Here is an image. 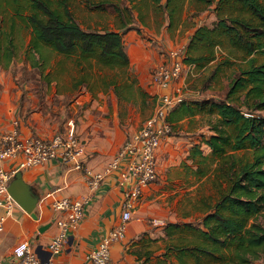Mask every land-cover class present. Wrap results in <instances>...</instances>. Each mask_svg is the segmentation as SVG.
I'll return each mask as SVG.
<instances>
[{
  "label": "crops",
  "instance_id": "crops-1",
  "mask_svg": "<svg viewBox=\"0 0 264 264\" xmlns=\"http://www.w3.org/2000/svg\"><path fill=\"white\" fill-rule=\"evenodd\" d=\"M135 45L130 44L129 51ZM155 54L154 59H149L146 64L164 60L163 55L157 54V51ZM130 63L145 92L153 94L162 91L161 87L153 83L152 74L150 79L147 72L138 73L132 57ZM3 74L6 71H0L2 97L9 93V84H5ZM80 80L75 81V88L69 84V93L57 88L51 95L46 94L41 99L39 96L45 91H28L27 81L16 90L18 96L14 102H5V98L3 100L0 96V132L11 130L17 123L22 135L32 134L49 139L66 131L68 121L74 119L77 133L86 145V166L92 172L103 171L126 139L138 131L145 121L140 127L127 129L121 116L123 95L117 92V88L90 90L83 88L84 84ZM178 80H174V88ZM78 97L84 100L83 105L76 104ZM169 114L168 121L173 131L163 139L158 150V181L149 185L140 199L135 201L132 217L126 223L125 237L111 245L109 264H169L165 256L170 253L168 247L196 243L195 229L202 226V219L210 213L211 204L206 200L202 201V217L198 222L187 216L185 209L182 216L173 210L179 200L184 205L194 202V188L199 183H213L218 191L221 182L217 171L218 160L206 143L213 134L207 123L208 116L199 113L171 122ZM20 161L21 157L7 159L3 164L6 169L18 168ZM129 162L130 156L124 157L119 168L107 174L95 189L90 187L88 176L83 171L56 160L21 169L25 182L40 196L35 209L37 218L16 201L9 213L4 207L0 208V220L4 218L0 224V262L11 264L13 248L23 241H28L35 249L42 246L44 252L41 256H52L48 255L46 246L60 232L58 221L66 216L65 212L52 208L51 198H45L48 192L56 191L53 198L88 201L79 225L69 232L67 244L52 259L58 264H90V253L123 222L125 180L122 172ZM154 218H163L167 224L155 226L152 223Z\"/></svg>",
  "mask_w": 264,
  "mask_h": 264
},
{
  "label": "trees",
  "instance_id": "trees-1",
  "mask_svg": "<svg viewBox=\"0 0 264 264\" xmlns=\"http://www.w3.org/2000/svg\"><path fill=\"white\" fill-rule=\"evenodd\" d=\"M198 1L211 5L215 0ZM229 1L249 17L218 14L214 26L197 29L188 46V51L202 46L206 52L199 56L187 53L184 62L206 65L216 58L215 47L227 43L243 53L246 64L230 75L224 96L184 99L169 114L171 122L199 113L208 116L213 134L206 143L218 160V198L209 206L210 213L202 219V226L195 229L196 243L171 245L168 251L180 258H207L210 264H255L264 261V0H219L217 9ZM5 3H17L18 17L32 29L28 59L33 66L39 64L37 55L43 58L45 46L61 54L75 55L79 63L97 59L111 68L129 64L123 34L82 28L66 0L61 6H55L51 0H0L3 67L10 66L17 55L13 35L2 24ZM23 8L27 14L22 13ZM222 64L215 67L211 78ZM239 150H244L242 156L236 153Z\"/></svg>",
  "mask_w": 264,
  "mask_h": 264
},
{
  "label": "rangeland",
  "instance_id": "rangeland-1",
  "mask_svg": "<svg viewBox=\"0 0 264 264\" xmlns=\"http://www.w3.org/2000/svg\"><path fill=\"white\" fill-rule=\"evenodd\" d=\"M51 1L55 6H61L63 0ZM66 2L82 28L101 31L116 29L121 32L125 50L135 61L136 70L141 74L147 72L150 79L156 65L168 62V53L172 49H181L184 57L189 54L199 56L205 53L206 50L202 46L192 52L188 51V46L197 29L214 26L218 21V14L249 17L247 12L242 11L240 6L231 1L222 3L221 9H217L219 0H215L211 5L198 0H66ZM5 7L6 10L1 13L2 24L11 31L17 44L14 62L8 67L0 65V71L3 73L6 71L7 74V76L3 74L5 84H9L8 88L4 84L9 93L3 97L0 95L3 100L5 98V102H14L18 96L16 90L22 88L21 85L26 81L28 91L34 93L45 91L39 96L41 99L45 98L46 94L51 95L57 88L69 93V84L75 88V81H79L82 76L80 82H83V88L90 90L101 87L118 88L123 95L122 123L127 129L140 127L155 112L161 91L153 94L145 92V88L139 85L140 81L131 69L130 57L127 66L111 68L103 66L97 59L79 63L77 56L61 54L45 46L43 58L37 55L36 60L39 64L33 66V62L28 59V55L31 54L32 29L18 17L17 3L10 5L5 3ZM22 13L28 12L23 8ZM130 44L137 46L129 51ZM156 51L157 54L163 55L164 60L151 65L146 64L149 59H154ZM215 54L216 58L206 65L186 64L176 86L184 99L203 100L224 96L230 75L238 70L240 65L246 64L243 53L228 46L227 43L215 47ZM225 61L230 62L224 63ZM219 63H223L219 72L211 78V73ZM22 97L21 100L24 99V96ZM236 153L242 156L244 150ZM194 193V202L191 205L190 202L184 205L183 201L179 200L173 210L182 216L185 209L186 215L198 222L202 217V201L206 200L213 205L218 197V191L213 183L205 181L194 188ZM165 256L169 264L212 263L207 258L198 260L188 255H183L181 259L174 252ZM258 262L264 264L263 261Z\"/></svg>",
  "mask_w": 264,
  "mask_h": 264
},
{
  "label": "built area",
  "instance_id": "built-area-1",
  "mask_svg": "<svg viewBox=\"0 0 264 264\" xmlns=\"http://www.w3.org/2000/svg\"><path fill=\"white\" fill-rule=\"evenodd\" d=\"M168 62L157 65L152 73L154 84L162 88L159 93L155 112L145 120L138 131L133 133L123 143L117 155L100 172H92L85 164L87 149L79 137L74 119L68 121L67 130L46 139L37 135H22L17 123L9 131L0 132V208L9 213L15 200L8 191L10 182L19 169L42 165L50 160L59 161L83 171L88 176L91 188H98L110 172L119 168L122 159L130 156L126 170L122 172L125 180L123 201V222L103 238L99 246L90 255V264H109L111 245L114 241L123 239L126 233V223L131 219L135 201L140 199L145 189L158 181V150L163 139L172 134L173 127L168 121L169 112L179 105L184 97L173 82L181 77L186 66L184 52L172 49L168 53ZM77 105H83L84 100L78 97ZM18 168L6 169L3 161L18 159ZM130 177V180H128ZM128 183V185H126ZM56 191L48 192L45 198H51V206L57 211L66 213L65 218L58 221L60 232L47 244V252L52 256L59 254L68 242L69 232L75 229L84 216L85 204L88 199H71L68 197L53 198ZM4 218L0 220V224ZM155 226H165L163 218H154ZM37 253L28 241L18 243L13 248L11 264H58L51 257L45 258ZM0 264H3L0 262Z\"/></svg>",
  "mask_w": 264,
  "mask_h": 264
},
{
  "label": "water",
  "instance_id": "water-1",
  "mask_svg": "<svg viewBox=\"0 0 264 264\" xmlns=\"http://www.w3.org/2000/svg\"><path fill=\"white\" fill-rule=\"evenodd\" d=\"M8 191L21 207L37 218L35 209L40 200V196L33 191L32 186L25 182L21 169L15 173L8 187ZM36 251L39 254L44 252L42 246H39ZM48 255H50V253H48Z\"/></svg>",
  "mask_w": 264,
  "mask_h": 264
}]
</instances>
